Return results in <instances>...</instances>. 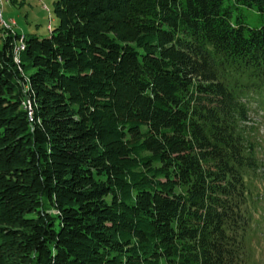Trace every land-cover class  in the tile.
Returning <instances> with one entry per match:
<instances>
[{
  "label": "trees",
  "instance_id": "16d2710c",
  "mask_svg": "<svg viewBox=\"0 0 264 264\" xmlns=\"http://www.w3.org/2000/svg\"><path fill=\"white\" fill-rule=\"evenodd\" d=\"M54 14L46 39L1 29L0 264H250L264 0Z\"/></svg>",
  "mask_w": 264,
  "mask_h": 264
},
{
  "label": "rangeland",
  "instance_id": "374dc122",
  "mask_svg": "<svg viewBox=\"0 0 264 264\" xmlns=\"http://www.w3.org/2000/svg\"><path fill=\"white\" fill-rule=\"evenodd\" d=\"M57 1L18 0L15 5H9L10 7L6 8V4L11 1L8 0L6 3V0H0V17H2L0 19V47L3 46L1 29L20 35L34 34L41 39L49 38L51 30L57 24L54 14V4ZM242 12L250 27L257 28L262 25L260 15L255 8L242 7ZM260 99L257 96L249 99L251 112L248 131L252 134V139L257 140L258 156L263 164L262 170L256 176L251 177L249 183L254 194L259 196L256 206L251 208L253 232L248 248L250 264H264V99L261 104Z\"/></svg>",
  "mask_w": 264,
  "mask_h": 264
},
{
  "label": "crops",
  "instance_id": "0c3cea01",
  "mask_svg": "<svg viewBox=\"0 0 264 264\" xmlns=\"http://www.w3.org/2000/svg\"><path fill=\"white\" fill-rule=\"evenodd\" d=\"M7 1L8 0H6V3H7ZM11 2L10 3H7L6 4V8H9L10 6L9 5H15L17 2H18V0H10ZM3 19H4V16H3ZM18 25V24H17Z\"/></svg>",
  "mask_w": 264,
  "mask_h": 264
},
{
  "label": "bare ground",
  "instance_id": "6f19581e",
  "mask_svg": "<svg viewBox=\"0 0 264 264\" xmlns=\"http://www.w3.org/2000/svg\"><path fill=\"white\" fill-rule=\"evenodd\" d=\"M0 16H1V15H0ZM1 18H2V17H0V19H1ZM11 25H12V24H11ZM11 25H10V26H11ZM5 27H6V26H5ZM7 27H8V26H7ZM27 106H28V105H27Z\"/></svg>",
  "mask_w": 264,
  "mask_h": 264
},
{
  "label": "built area",
  "instance_id": "2783aa9c",
  "mask_svg": "<svg viewBox=\"0 0 264 264\" xmlns=\"http://www.w3.org/2000/svg\"><path fill=\"white\" fill-rule=\"evenodd\" d=\"M30 112H31V109H30Z\"/></svg>",
  "mask_w": 264,
  "mask_h": 264
}]
</instances>
